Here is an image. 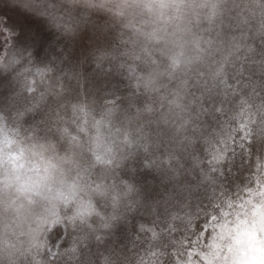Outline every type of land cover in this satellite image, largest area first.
I'll use <instances>...</instances> for the list:
<instances>
[{"label": "rangeland", "instance_id": "obj_1", "mask_svg": "<svg viewBox=\"0 0 264 264\" xmlns=\"http://www.w3.org/2000/svg\"><path fill=\"white\" fill-rule=\"evenodd\" d=\"M256 120L264 0H0V264H264Z\"/></svg>", "mask_w": 264, "mask_h": 264}, {"label": "trees", "instance_id": "obj_2", "mask_svg": "<svg viewBox=\"0 0 264 264\" xmlns=\"http://www.w3.org/2000/svg\"><path fill=\"white\" fill-rule=\"evenodd\" d=\"M229 91L231 92V90H229ZM259 96H260V94L258 95V98H259ZM227 122H228V128H227L228 131L232 130V132H230V134L233 135V138L237 142V146L240 145L238 147V149H237V151H238L237 153H240L241 151L242 152L247 151L252 146V143L255 146L258 145L257 141H256L258 139H254V138L252 139L253 136H251L250 134L249 135L246 134L247 136H249V140L245 139V137L244 138H240V133L239 132L247 133L246 131L244 132V129H246V128H244L243 126H242V130L241 131L236 130V129H239V126L241 125L242 122H240L239 124H234L230 119H228ZM262 122H264V121H262ZM252 125H253L254 128L252 130H250V133L254 132V134H255V131L258 132L260 130H264V123H260L257 120L254 121L253 123H251L250 128H252ZM247 128H248V126H247ZM233 131H235V132H233ZM237 133H239V135H236ZM228 134H229V132H228ZM251 139L254 140V141L252 143L250 142V144H249V141H252ZM234 143L235 142H233V145H234ZM257 148H258L257 146L255 148L251 147V149H253L255 152H256ZM236 154H235V157H234L233 160H231V155H229L230 162H228V165L225 168V172H226V175H227L226 177H228V175H232L231 174L232 171H234V174H235L236 170L238 171V169H240L239 170V176L240 177L242 176L241 172H242V170L244 168L243 167V163H242L243 162V157L241 155H236Z\"/></svg>", "mask_w": 264, "mask_h": 264}]
</instances>
